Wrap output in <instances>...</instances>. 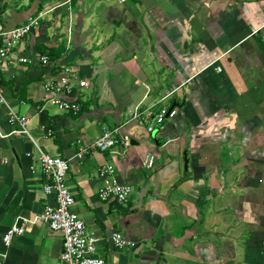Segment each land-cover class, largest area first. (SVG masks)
<instances>
[{
	"label": "crops",
	"instance_id": "1",
	"mask_svg": "<svg viewBox=\"0 0 264 264\" xmlns=\"http://www.w3.org/2000/svg\"><path fill=\"white\" fill-rule=\"evenodd\" d=\"M0 12L7 29L40 15L0 56L5 264H62L61 233L30 223L56 203L40 151L69 159L73 208L105 264H264V0H0ZM66 67L74 90L61 96L79 102L78 113L48 102L45 82ZM139 103L177 112L162 123L135 119ZM12 112L28 118L32 137L13 132ZM104 128L132 144L92 146ZM106 163L133 186L127 201L99 196ZM23 219L25 233L5 247L4 233ZM115 231L137 245L115 246Z\"/></svg>",
	"mask_w": 264,
	"mask_h": 264
},
{
	"label": "built area",
	"instance_id": "2",
	"mask_svg": "<svg viewBox=\"0 0 264 264\" xmlns=\"http://www.w3.org/2000/svg\"><path fill=\"white\" fill-rule=\"evenodd\" d=\"M40 24V15L30 17L28 22L12 29H7L3 21V14L0 12V40L3 45L0 47V56L6 57L15 47L18 41L29 35L33 29H37ZM71 39V38H70ZM69 39V40H70ZM28 61L27 58H22ZM41 60L44 64H49L47 55H42ZM63 77L59 80H49L45 82V90L51 93L48 102L56 106L60 111L78 113L81 109L79 102L67 99L61 95H70L74 90L72 79L74 77L72 68L66 67ZM80 86L87 85V81L82 79ZM149 93V91H148ZM171 94H166L162 99ZM3 87L0 83V102H4ZM177 110L162 107L154 114L151 107L144 108L142 103L137 104L134 111L135 119H142L149 122L152 118L159 123L165 119L173 117ZM9 122L14 126V133H23L32 137L28 129V118L16 112L9 114ZM154 129L153 123L148 124V130ZM132 144L131 136L123 134L119 128H104L102 134L95 140L92 146L101 151L119 146L122 149ZM87 149H82L76 154L77 158H83ZM39 159L42 164L44 175V191L53 193L55 205H47L40 213L35 215L30 223L42 221L48 225L52 231L60 232L63 240V250L60 253L62 264H105V259L98 252L97 236L87 228L85 220L74 210L75 197L67 183V172L70 167L69 159L61 156H54L44 151H40ZM154 158L151 155L145 162L146 167H152ZM99 176L102 178V185L99 188V196L102 199L115 198L125 202L133 192V186L121 182L115 174V166L111 163L103 164L98 169ZM26 222L23 219L20 223L11 225L3 235V244L8 247L15 235H22L26 231ZM113 244L119 248L135 247L137 244L129 240L121 232L115 231L111 235ZM0 264H5V254L0 252Z\"/></svg>",
	"mask_w": 264,
	"mask_h": 264
},
{
	"label": "trees",
	"instance_id": "3",
	"mask_svg": "<svg viewBox=\"0 0 264 264\" xmlns=\"http://www.w3.org/2000/svg\"><path fill=\"white\" fill-rule=\"evenodd\" d=\"M61 53H57L54 57L55 59H58L60 57Z\"/></svg>",
	"mask_w": 264,
	"mask_h": 264
},
{
	"label": "water",
	"instance_id": "4",
	"mask_svg": "<svg viewBox=\"0 0 264 264\" xmlns=\"http://www.w3.org/2000/svg\"><path fill=\"white\" fill-rule=\"evenodd\" d=\"M187 159V158H186ZM186 162H187V160H186Z\"/></svg>",
	"mask_w": 264,
	"mask_h": 264
},
{
	"label": "rangeland",
	"instance_id": "5",
	"mask_svg": "<svg viewBox=\"0 0 264 264\" xmlns=\"http://www.w3.org/2000/svg\"><path fill=\"white\" fill-rule=\"evenodd\" d=\"M44 18H45V16H44Z\"/></svg>",
	"mask_w": 264,
	"mask_h": 264
}]
</instances>
